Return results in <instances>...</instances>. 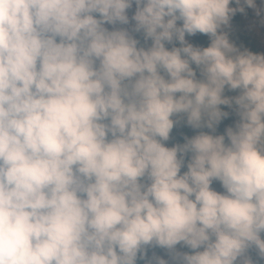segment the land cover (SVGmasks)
<instances>
[{
  "label": "clouds",
  "instance_id": "obj_1",
  "mask_svg": "<svg viewBox=\"0 0 264 264\" xmlns=\"http://www.w3.org/2000/svg\"><path fill=\"white\" fill-rule=\"evenodd\" d=\"M232 2L0 0V264H136L143 246L181 242L203 251L179 264L264 261V54L221 31L244 10ZM133 3L148 50L102 26L128 24ZM197 33L208 47L186 41ZM226 86L242 90L227 144L203 131L161 143L174 114L215 132Z\"/></svg>",
  "mask_w": 264,
  "mask_h": 264
},
{
  "label": "trees",
  "instance_id": "obj_2",
  "mask_svg": "<svg viewBox=\"0 0 264 264\" xmlns=\"http://www.w3.org/2000/svg\"><path fill=\"white\" fill-rule=\"evenodd\" d=\"M230 8H240L242 7L244 10L243 12L237 11L230 19L229 26L230 30L227 32H223L227 34L230 43H232L236 48H238L240 51H250L253 54H261L257 40L255 36H253L252 33L245 32L240 29L239 25L241 23L242 19H249L252 16L251 10L248 8L246 4L243 3V0H241V4L237 5L235 3V0L229 5ZM94 18L101 19L100 15L98 13H92ZM106 23H104L102 26H104ZM178 26V25H177ZM186 41L188 43H191L194 47H208L211 40L210 37L207 35L199 34L197 33L195 36H188L186 34ZM57 42H59V37L56 38ZM134 39L138 40V48H144L145 50H148L152 46V40L151 38L145 39L144 32H136L134 35ZM165 47L168 50H171L173 47H181L178 41L175 39L172 43L165 42ZM98 67V65L96 64ZM193 70L196 72V79L197 80H203L204 77L201 75V70L197 68L194 64L190 65ZM160 74L164 76V78L167 80L169 79L166 72H164L162 69L160 70ZM125 84L128 83V81L124 82ZM240 89L231 90L228 86L225 87L223 97L228 98L232 101L231 106L228 105H220V110L222 112H227L228 116L221 119V122L216 126V131L211 132V130L207 128L202 129H193L191 126L187 124V116L186 114L180 113V114H174L173 117H171L174 121V127L172 131L170 132L169 139L167 141H161V143L168 148H172L177 145H183L186 143V139H190L193 136L199 134V132L203 131L205 133L219 136V135H225V143H228L227 137H226V129L227 128H233L235 130V126L240 121V116L238 115V106L235 104L234 98L241 95ZM177 96L180 94L177 93ZM107 123L108 121H104ZM109 139H111V136L109 135ZM179 158V154H178ZM191 160V153H188L184 156V163L181 167L180 175H183L185 172H187V165ZM142 184L149 183L150 181L147 179V176L142 178L140 181ZM191 199H194L193 197H190ZM214 239V238H213ZM169 249L161 248L155 244L153 245H147L143 246L142 251L138 253L136 264H154L155 258ZM197 250H192L188 246L185 245V253L186 254H194ZM246 255L250 256L253 261H259L258 256V250L255 249L253 246L252 248L248 249L246 252ZM259 264H264V261H259Z\"/></svg>",
  "mask_w": 264,
  "mask_h": 264
},
{
  "label": "rangeland",
  "instance_id": "obj_3",
  "mask_svg": "<svg viewBox=\"0 0 264 264\" xmlns=\"http://www.w3.org/2000/svg\"><path fill=\"white\" fill-rule=\"evenodd\" d=\"M142 6L143 5H141V7ZM136 7L137 6L135 5V3H133L132 7L126 10V15L129 18L128 24H121L120 22H116L115 24L106 23L103 27H105L108 31L126 30L128 31L129 35L134 38V35L136 33V31H134L136 22L133 17L135 15ZM248 8L251 10L252 16L249 19H242L239 27L241 30L252 33L253 36H255L259 50L261 54H264V0H255V6H248ZM181 24L182 22H177L178 26H181ZM229 30V24L227 26H222L221 28L222 32H227ZM96 64L99 66V61H96ZM149 183H146L144 185H148ZM211 188L219 194H227L226 190L223 188L222 184L219 181L214 180L212 182ZM261 238L264 239V233H261ZM199 251H203V247H201ZM178 254H185V245L183 244V242L178 244L174 249L159 254L155 258L154 264H156L157 259L165 260L166 264H179ZM236 264H240L239 258Z\"/></svg>",
  "mask_w": 264,
  "mask_h": 264
}]
</instances>
